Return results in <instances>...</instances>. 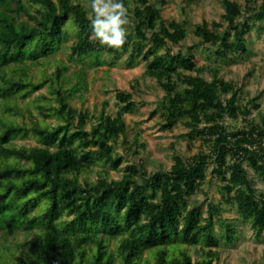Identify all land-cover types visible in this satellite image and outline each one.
Wrapping results in <instances>:
<instances>
[{
    "label": "trees",
    "instance_id": "trees-1",
    "mask_svg": "<svg viewBox=\"0 0 264 264\" xmlns=\"http://www.w3.org/2000/svg\"><path fill=\"white\" fill-rule=\"evenodd\" d=\"M168 2L123 0L127 39L117 49L94 38L92 0H0V264H214L240 225L264 234V191L254 178L264 181L261 94L245 100L243 84L221 75L264 34V0H222L220 20L193 28L165 17ZM59 51L69 62L55 58ZM51 58L53 71L32 73ZM121 60L145 62L144 75L164 91L162 128L184 125L190 143L201 140L198 152L174 153L169 169L150 171L144 158L116 150L121 136L128 143L125 113L146 101L117 89L114 115L108 101L97 115L72 102L86 65ZM72 62L79 70L68 73ZM211 164L221 197L193 200Z\"/></svg>",
    "mask_w": 264,
    "mask_h": 264
},
{
    "label": "rangeland",
    "instance_id": "rangeland-1",
    "mask_svg": "<svg viewBox=\"0 0 264 264\" xmlns=\"http://www.w3.org/2000/svg\"><path fill=\"white\" fill-rule=\"evenodd\" d=\"M223 12L222 0H193L190 3L185 2V0H169L163 9V14L168 19H188L189 28H193L194 24L204 20L209 22L220 20ZM192 38L191 32L187 42L191 43ZM177 48H179L178 45L174 46V49ZM251 49L252 51L245 56H237L235 60L224 62L221 75L226 79H234L237 83L243 84L242 97L245 100L261 94L259 101L261 109L264 110V34L261 37H253ZM55 56L56 59L68 61L66 51H59ZM48 61V64L43 63L34 68L32 73L40 75V70L47 68L50 72L53 71L56 65L52 68L48 65L55 63V61L52 58ZM205 61H209L207 56L205 54L199 55V62ZM76 70H79V64L72 62L68 73ZM144 71V61L132 67L127 66L125 60H121L113 66L107 64L86 65L83 88L72 98V102L76 106L88 109L92 114L97 115L100 113L104 101H108L106 110L114 115L119 105L115 96L116 90L134 91L136 98L141 102L146 101V103L141 104L132 113H125V119L128 124V143H131L134 149L138 148L139 153L134 156L128 148V143L122 141V136L117 141L116 150L125 157H132L136 160L144 158L150 171L160 168L169 169L173 163L174 153L189 157L201 149V140L195 139L190 143L189 139L183 135L188 129L182 124L172 130L162 128L163 119L159 101L163 98L164 91L157 80L144 75ZM206 75L211 77L209 73ZM136 79H139V84H136ZM21 105H24V100H21ZM29 108L33 113H38L32 105H29ZM253 112L256 114L257 109H253ZM25 114L28 116L26 106ZM49 120L54 121L53 118H49ZM231 123L239 124L238 122ZM136 133L139 134L138 143L135 142ZM25 141L30 144L36 142L33 138ZM140 143H145L146 147L140 146ZM126 163L127 160L121 165L124 166ZM213 166L211 164L209 167V175L203 190H200L192 198L193 200L204 202L208 198L218 200L221 197L219 180L213 178L210 173ZM111 172L115 178L121 175L120 171L112 170ZM254 178L259 191H264V181L257 176ZM224 214L226 216L232 215L230 210H226ZM240 228L239 239L235 244H221V257L214 264H264V234L262 236L256 235L250 224L240 225ZM11 236L6 243L7 248H15L14 241L23 238L21 234H17V237Z\"/></svg>",
    "mask_w": 264,
    "mask_h": 264
},
{
    "label": "clouds",
    "instance_id": "clouds-1",
    "mask_svg": "<svg viewBox=\"0 0 264 264\" xmlns=\"http://www.w3.org/2000/svg\"><path fill=\"white\" fill-rule=\"evenodd\" d=\"M89 14L94 38L103 45L121 48L127 39V9L123 0H92ZM94 13V17L93 14Z\"/></svg>",
    "mask_w": 264,
    "mask_h": 264
}]
</instances>
